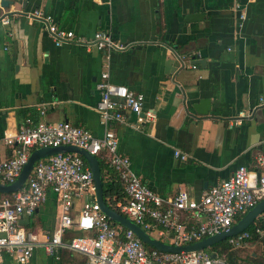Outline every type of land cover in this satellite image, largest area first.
I'll list each match as a JSON object with an SVG mask.
<instances>
[{"label": "crops", "instance_id": "obj_1", "mask_svg": "<svg viewBox=\"0 0 264 264\" xmlns=\"http://www.w3.org/2000/svg\"><path fill=\"white\" fill-rule=\"evenodd\" d=\"M37 9L77 36L89 39L104 31L129 48L57 47L41 22L22 14ZM0 15L10 19L8 26L0 23V136L16 135L32 118L70 122L102 138L106 126L96 112V83L108 71L111 82L145 96V121L126 112L115 130L134 172L163 198L186 191L200 200L240 166L254 170L257 155H264V0H0ZM192 16L197 17L188 20ZM203 49L208 66L194 68L191 57ZM223 63L234 64V71L221 68ZM185 94L210 99V117H190ZM0 155L10 158L12 150L1 146ZM84 201L76 202L74 216ZM59 218L57 197L50 192L20 225L43 241L57 230ZM182 219L192 220L187 213ZM83 234L71 229L65 239ZM247 247L264 254V239ZM28 264L88 260L63 251L57 261L38 247Z\"/></svg>", "mask_w": 264, "mask_h": 264}, {"label": "built area", "instance_id": "obj_2", "mask_svg": "<svg viewBox=\"0 0 264 264\" xmlns=\"http://www.w3.org/2000/svg\"><path fill=\"white\" fill-rule=\"evenodd\" d=\"M22 12L29 20L41 22L57 47L76 43L105 52H121L129 48L104 31L89 39L77 36L74 31L59 27L51 15L40 9ZM0 23L8 26L10 19L0 15ZM96 89L100 95L96 112L106 126L102 138L70 122L28 118L16 135L0 136V147L12 150L10 158L0 155V183H14L36 149L63 145L82 148L98 159H105L120 178L125 199L111 207L149 234L157 233L160 240L173 245L192 244L228 231L238 218L264 199L263 154L257 155L254 170L240 166L229 179L207 189L200 200L192 198L186 191L172 199L163 198L134 172L130 158L119 150L115 130V125L125 120L126 112L136 114L139 122L145 121L142 116L144 94L111 82L108 71L101 74ZM40 115L45 117L46 110H40ZM146 118L152 120L154 115L148 112ZM236 124H240V120ZM176 156L187 158L179 152ZM50 192L56 195L59 203V225L51 236L38 241L20 222L24 217L34 216ZM84 198L81 210L74 216L76 202ZM184 213L191 215V222L183 221ZM251 227L252 230L228 239V244L240 249L247 247L254 237L264 239V225L256 221ZM71 229L85 234L66 240ZM38 247L57 261L63 251H69L85 256L88 264H228L225 254L213 257L206 250L166 253L148 249L133 231L114 223L102 212L96 202L92 171L86 160L75 153H60L38 161L18 192L0 193V264H6L5 257L12 260L8 264L13 261L28 264Z\"/></svg>", "mask_w": 264, "mask_h": 264}, {"label": "water", "instance_id": "obj_3", "mask_svg": "<svg viewBox=\"0 0 264 264\" xmlns=\"http://www.w3.org/2000/svg\"><path fill=\"white\" fill-rule=\"evenodd\" d=\"M197 16H192L189 19H194ZM192 64L198 67L207 68V51L205 49L201 50L199 55H193L191 57ZM221 68H228L231 71H234V64L231 63H223ZM185 104L186 109L189 112V116L192 118H208L210 117L212 101L208 98H202L198 100V98H188L185 94ZM190 100V103L188 101ZM60 153H75L82 156L88 166L90 167L94 183H95V194H96V202L100 205V208L103 213L107 215V217L116 224H120L123 227L133 231L142 242L156 250L166 253H188L195 252L201 250L210 249L213 245L227 241L228 239L237 236L238 234L248 230L254 223L264 215V199L260 201L255 207H253L250 211H248L243 217H241L238 221L234 223V225L226 232H222L220 234H216L207 238H204L200 241H197L188 245H173L167 242H164L160 239H157L138 226L136 223L131 221L128 217L122 215L119 211L112 208L105 199L103 179H102V171L98 158L94 155H91L88 151L72 146V145H63L59 147H44L34 150L27 162L24 166L20 176L18 179L10 184L5 185L0 183V193L2 194H11L18 192L27 182V179L31 172L33 171L36 163L42 159L48 158L49 156H53ZM213 257L216 256L215 253L212 254Z\"/></svg>", "mask_w": 264, "mask_h": 264}, {"label": "trees", "instance_id": "obj_4", "mask_svg": "<svg viewBox=\"0 0 264 264\" xmlns=\"http://www.w3.org/2000/svg\"><path fill=\"white\" fill-rule=\"evenodd\" d=\"M174 49H178V47H174ZM101 166L102 171V179L104 186L105 199L110 206H114L118 201L125 199V192L120 181L118 175L113 172L106 162L105 159H98ZM108 175V177H106ZM116 209V208H115ZM117 210V209H116ZM118 211V210H117ZM258 223L264 225V217L259 218L257 220ZM253 227H250L249 230H252ZM257 240V238H253L250 242ZM148 249H153L147 246ZM244 248H233L228 244V241L220 242L213 245L210 249L206 251L213 254L222 255L225 254L228 260V264H264L263 261L256 260V257L253 259H243L239 256V251ZM264 259V257H262Z\"/></svg>", "mask_w": 264, "mask_h": 264}, {"label": "rangeland", "instance_id": "obj_5", "mask_svg": "<svg viewBox=\"0 0 264 264\" xmlns=\"http://www.w3.org/2000/svg\"><path fill=\"white\" fill-rule=\"evenodd\" d=\"M239 256L243 259H253L256 257V260L258 261H263L264 257L263 252L261 251V248L259 249L258 247H244V249H241L239 251Z\"/></svg>", "mask_w": 264, "mask_h": 264}]
</instances>
